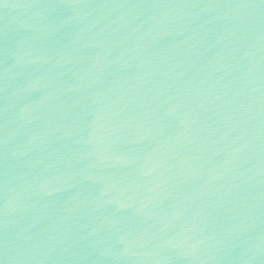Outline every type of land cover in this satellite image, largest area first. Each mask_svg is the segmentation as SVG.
I'll return each mask as SVG.
<instances>
[{
	"label": "water",
	"instance_id": "water-1",
	"mask_svg": "<svg viewBox=\"0 0 264 264\" xmlns=\"http://www.w3.org/2000/svg\"><path fill=\"white\" fill-rule=\"evenodd\" d=\"M0 264H264V0H0Z\"/></svg>",
	"mask_w": 264,
	"mask_h": 264
}]
</instances>
